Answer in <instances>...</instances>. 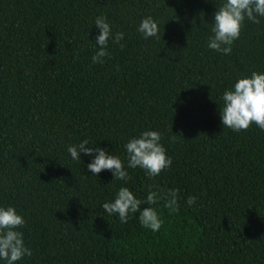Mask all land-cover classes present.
Instances as JSON below:
<instances>
[{
	"label": "trees",
	"instance_id": "trees-1",
	"mask_svg": "<svg viewBox=\"0 0 264 264\" xmlns=\"http://www.w3.org/2000/svg\"><path fill=\"white\" fill-rule=\"evenodd\" d=\"M220 2L0 0V203L23 215L32 249L16 264H264V130L233 131L219 115L224 89L264 70V17L245 18L231 52H216ZM97 15L124 33L103 63L91 62ZM147 15L155 37L136 30ZM144 128L161 132L172 163L152 178L128 169L126 185L140 197L175 188L179 206L157 202L155 232L138 214H107L125 181L67 152L87 137L124 160Z\"/></svg>",
	"mask_w": 264,
	"mask_h": 264
},
{
	"label": "clouds",
	"instance_id": "clouds-1",
	"mask_svg": "<svg viewBox=\"0 0 264 264\" xmlns=\"http://www.w3.org/2000/svg\"><path fill=\"white\" fill-rule=\"evenodd\" d=\"M260 17H264V0H221L210 23L211 34L207 37V47L219 53H230L245 18L259 22ZM94 25L98 32L91 62L103 63L104 58L109 55L110 40L119 42L124 38V33L113 32L104 15H97ZM136 30L144 38L155 37L160 31L159 22L152 15L141 17ZM220 99L222 104L219 115L223 126L240 131L254 123L264 130V70H253L239 76L230 87L224 89ZM161 136L158 129H142L124 143V160L108 151L107 146L92 143L87 137L67 146V152L74 161H81V153L90 157L87 162L90 174L97 176L107 169L112 172V179L125 181V184L115 190L112 199L102 202L103 210L109 215H117L121 223L126 222L132 214H138L140 225L153 232L159 230L163 223L156 207L157 202L162 200L165 208L176 212L179 207L177 189L165 191L159 186L154 188L148 185L146 195L140 197L130 190L126 182L129 179L128 169L138 167L147 177L152 178L171 165L172 157L161 143ZM196 200L195 195H189L185 202L192 206ZM142 205L145 206L141 207ZM25 223L23 215L14 205L0 203V264H16L22 257L31 256L32 249L26 245L24 234L20 230V226Z\"/></svg>",
	"mask_w": 264,
	"mask_h": 264
}]
</instances>
